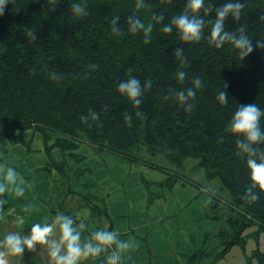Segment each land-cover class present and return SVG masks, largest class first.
<instances>
[{
  "label": "trees",
  "instance_id": "trees-1",
  "mask_svg": "<svg viewBox=\"0 0 264 264\" xmlns=\"http://www.w3.org/2000/svg\"><path fill=\"white\" fill-rule=\"evenodd\" d=\"M136 2L88 0L87 15L75 17L72 0H8L0 13V133L18 142L24 140L26 130L33 129L46 139L55 135L53 146L69 154L75 155L84 142L162 169L142 152L162 155L179 167L188 158L195 159V166L203 168L208 178H216L225 192L214 193L209 202L212 219L226 222L218 230L221 249L219 245L208 254L215 261L234 245L244 248L249 227H256L251 232L256 237L264 232V192L254 202L242 199L247 169L235 152L237 137L224 131L238 104L256 102L264 107V48H254L240 58L230 42L215 48L205 39L184 42L175 30L159 31L162 23L183 10L185 0H142V8L133 14L146 21L154 12L165 16L164 21H152V39L144 42L141 33L127 32L126 17ZM199 14L211 17L215 11L201 9ZM115 15L124 28L121 34L110 30L109 21ZM241 23L253 42L264 39V0H247L240 20L229 17L226 28ZM28 28L37 32L35 41L24 35ZM177 46L184 47L188 60L183 84L174 75ZM53 71L63 73V78L50 79ZM129 75L141 82L153 81L139 106L131 105L116 89ZM194 75L204 79L205 87L197 91L191 111L178 106L171 96L164 99L170 88L189 86ZM224 86L229 101L222 105L216 94ZM137 107L142 117L135 114ZM89 109L99 114L98 120L91 119ZM125 113L132 114L131 123ZM82 115L89 119L83 121ZM261 122L264 126V117ZM179 176L183 174L170 171L164 184L171 185ZM78 198L92 215L101 212L94 203L96 195L87 192ZM78 215H73L76 223L85 219ZM200 255L201 250H196L189 264H196ZM253 258L264 264V253L252 252L247 264Z\"/></svg>",
  "mask_w": 264,
  "mask_h": 264
},
{
  "label": "clouds",
  "instance_id": "clouds-1",
  "mask_svg": "<svg viewBox=\"0 0 264 264\" xmlns=\"http://www.w3.org/2000/svg\"><path fill=\"white\" fill-rule=\"evenodd\" d=\"M8 0H0V13ZM88 0H72L70 10L73 16L87 15ZM247 0H223V3L214 4L213 0H185L182 11L171 16L166 23H162L159 31L171 33L175 30L180 41L194 42L205 39L208 44L215 48L222 47L225 42H230L240 58L250 54L254 48H264V39H256L253 42L246 31L244 24H238L234 29L226 28V20H240ZM142 8V0L134 4L133 12L126 17L127 32L132 34L141 33L144 42L152 39L154 24L152 21H164L163 12L152 13L147 21L140 15L133 14ZM205 13L215 11V15L206 17L200 15V10ZM119 15L113 16L109 23L111 32L121 34L124 28L118 23ZM207 30V31H206ZM24 35L35 41L37 32L28 28ZM174 57L178 63L175 69L176 81L184 83L188 73L185 68L188 64L183 46H177ZM95 67V65H92ZM49 78L59 80L63 73L50 72ZM152 79L146 78L143 82L136 75H129L126 79L116 84L119 94L125 97L131 105L139 106L145 92L152 87ZM205 87L204 79L199 75L191 78V84L187 87L170 88L164 95L167 100L171 96L178 106L185 111H191L195 105L197 91ZM218 102L227 104L228 93L224 86L216 94ZM91 119L98 120L99 114L89 109ZM137 116L143 115L140 108H136ZM261 117H264V107L256 102L238 104L227 121L224 131L235 134L236 155L241 157L247 169L248 181L242 199L248 202L257 201L261 192H264V126ZM83 121L88 116H81ZM125 119L130 123L132 114L125 113ZM26 181L17 168L7 161H0V211L5 205L6 193H14L17 197H23L26 190ZM215 192V187L208 189ZM35 204L26 203L23 206L25 213H30ZM75 217L65 212H55L52 216H44L32 223L25 222V216L17 214L15 222L17 227L12 230L0 232V264H10L14 258H21L25 250H39L44 254L46 264H82L85 260L95 261L99 257V264H125L131 250L139 247L135 237L121 238L119 229L98 227L91 231L89 236H83V230L88 227L84 220L74 222ZM25 225H29L28 231H23Z\"/></svg>",
  "mask_w": 264,
  "mask_h": 264
},
{
  "label": "crops",
  "instance_id": "crops-1",
  "mask_svg": "<svg viewBox=\"0 0 264 264\" xmlns=\"http://www.w3.org/2000/svg\"><path fill=\"white\" fill-rule=\"evenodd\" d=\"M22 137L24 140L31 141L33 149L36 152H39L41 156L39 161L40 165L33 168V170L37 171H34L35 176L32 185L34 186L33 191H37V193L34 195L31 190L30 192L27 191L23 197L25 200H23L20 207H18L20 212H22L21 214L25 216L27 223L35 222L44 216H52V213L49 210L51 207L46 209L43 204L47 203L49 206L55 205L57 207L58 199L56 196L58 194L59 197V192L65 191L62 196L63 199L61 204L64 201L71 199V202L69 203L71 208L75 209L76 207H81L79 212L81 213V217L89 218L87 224L92 228L84 229L82 233L83 236H89L91 231L98 227H109L119 229L121 238H127L129 236L136 238L139 243V247L131 250L125 264H189V260L198 249L201 250V255L197 258L196 264H216L219 260L214 261L213 258L208 255L211 249L216 248L215 245H212V241H214L213 236L218 234V231L214 230L216 226L207 228L203 227V225L201 227V224H196V220H199L200 216H204L205 212H207V205L209 206L213 193L199 195V185H197L196 181L188 179L185 175L179 176L178 179L171 185H165V187L169 189L167 191V195V192L165 195L163 194V198H165L164 200H160L162 198L160 197L158 200L159 202L154 199L148 204L143 202L137 204L136 202L135 205L132 201V197L129 196L128 191L124 188L126 180H123V177L125 175H118L117 173V169H124L126 171L129 170L132 167V164L130 162H123L124 159L128 158L121 155L117 156L112 153L111 155L113 156L108 157H111V159L117 163L111 167V172L109 171L108 174H106L107 177L105 180L110 181L116 187L112 190L105 189L107 192L102 189V193L97 194L95 199L101 207V212L92 215L84 201L78 198L80 197V194H84L85 190H80L82 188L80 186L77 189H71L72 187L75 188V184L78 183L76 181L73 185L64 186L65 184L62 181L63 174L52 166L51 161L58 160V154H60V152L56 150L60 148L53 146L55 135L52 134L49 139H46L40 132L36 136L35 134H30L25 131ZM34 138L37 140L36 143H34ZM80 145L84 147L89 156L96 157V155L99 156L100 154L107 155L105 153L106 150H98L88 143L82 142ZM64 153H66L68 157L74 155L69 154L68 152ZM102 161L105 164V160L102 159ZM136 162H140L141 165L148 164L143 161ZM101 164L96 165L95 167L100 169ZM154 164L163 167L161 164ZM193 165H195V163ZM155 167L158 168V166ZM99 171L102 172V170ZM53 172H55L57 176H52L51 174ZM49 174L50 177L48 176ZM167 177L168 175L166 177L164 176L157 182L164 183ZM122 181L124 184H122ZM187 185H190L193 188L183 191V188L187 187ZM60 187L62 190H59ZM139 187L142 189L144 194V189L141 186ZM179 189L183 191L182 196L185 200L183 204H180V202L173 197L174 194L177 195ZM45 190L47 191L44 192ZM54 192H56L55 199H53ZM4 195L5 197L10 196V194ZM38 196H40L41 199L38 198ZM195 201H198L200 205H194ZM26 203L35 204V208H33L30 213H25L23 211V206ZM75 215H78V213H75ZM206 217L212 218L209 212L206 214ZM26 226L30 227L29 225ZM26 226L23 228V231L25 232L29 229ZM251 232H248V230L246 231V233L250 234L248 238H250ZM261 237L262 234H259L258 239L257 237L254 238L256 241L253 242V246L259 245V249L257 250L264 253V247L257 243ZM220 243L221 240L218 244ZM260 243L264 245L263 242ZM232 247L241 246L234 245ZM232 247L230 248V251L233 249ZM241 248L243 251L245 250V248ZM251 251L253 252V250ZM227 253L222 258H224ZM38 255L40 257H36ZM25 256L22 255L24 260L27 263L29 262L28 264H46L44 254L42 252L39 254L32 252L31 256L28 257L25 253ZM30 257H32L31 260H28ZM102 258L103 257L101 256L95 261L85 260L82 264H99V260ZM14 262H16V264H24L21 259L19 260L18 258L10 262V264H15ZM257 263L260 264L256 258L251 260V264Z\"/></svg>",
  "mask_w": 264,
  "mask_h": 264
},
{
  "label": "rangeland",
  "instance_id": "rangeland-1",
  "mask_svg": "<svg viewBox=\"0 0 264 264\" xmlns=\"http://www.w3.org/2000/svg\"><path fill=\"white\" fill-rule=\"evenodd\" d=\"M26 132L30 134H35L36 136L39 134L38 131H34L33 129H28ZM32 140V139H30ZM37 140L34 138V143H36ZM57 148V147H56ZM60 154H58V160H52V166L57 170L60 171V173H63V183L65 184L64 186L67 185H73L75 184V181L78 182L75 184V188L72 187L71 189H77L79 186L82 187L80 190H85L84 193L89 192L92 195L101 194L102 189L105 191V189L112 190L114 187H116L113 183H111L106 179V174L110 171L111 167L113 165H116L117 162L113 161L111 157L108 156H113L111 155L112 153L110 152H105L107 155L100 154L99 156H89L87 151L82 147V145H79L78 148L74 150L75 155H72L70 157L67 156L66 153L61 151L60 149H56ZM117 156H120L118 154H114ZM142 156L146 157V159H149L151 163H158L163 166V168H157L155 166H152L151 164H142L140 162H136L135 160H128L124 159L123 162H130L132 164V167L129 170H124V169H117L118 175H125L123 177V180H126V184L124 188L128 191L129 196L132 197V201L137 204L140 202L143 203H151L152 200L156 199L157 202H159V198L162 197L160 200H164L165 198L164 195L168 191L169 188L165 187L164 183H159L157 182L158 180H161L164 176L166 177L169 175L170 171L171 173H181L188 177V179L196 181L197 185H199L198 189L200 190L199 195H207L209 193H215V194H220L224 195V191L221 189V185L219 181L216 178H208L205 174V171L201 167H196L193 165L195 163V159L193 158H188L182 167H179L177 165H173L170 163L164 156L162 155H149L145 154V152H142ZM114 158V157H112ZM40 153L36 152L33 149V145L31 144V141L29 140H23V141H18V142H12L10 141L4 134L0 133V161H7L9 164L12 166L16 167L18 172L21 175H24L25 181H26V190L24 193V196L27 191L36 195L37 191H33L34 186L32 185L33 179L35 176V172L37 170H33L36 166L40 165ZM102 159L105 160V164L102 161ZM97 160V163H96ZM102 163V164H101ZM101 164V168L98 169L95 167L96 165ZM63 167V169H62ZM61 170H60V169ZM119 168V167H118ZM167 169V170H166ZM99 170H102L99 171ZM111 172V171H110ZM125 173V174H124ZM44 175V174H42ZM52 176H57L55 172L51 174ZM59 175V174H58ZM50 177V174L48 175ZM122 184L124 182L122 181ZM141 186L144 189V194L142 189L139 187ZM30 189H29V187ZM209 186L215 187L216 191L211 192L210 190H206L209 188ZM63 187V186H62ZM193 188L190 185H187V187L183 188V191L188 190ZM59 190H62L60 187ZM45 190L44 192H46ZM181 189L178 190L177 195L174 194L173 197L174 199L178 200L180 204H183L185 202L184 197L182 196ZM107 192V191H105ZM55 193H53V199L57 197V207L55 205L49 206L47 203L46 206L45 204L44 207L51 211L52 215L55 212H65L67 214H73L79 213L80 208L76 207L75 209H72L69 203L71 202V199H68L64 201L62 204V196L64 192H59L60 196L55 197ZM10 194V196L5 197V205L3 206V210L0 211V232L8 231L15 229L17 227L15 218L17 214H21L19 208L23 200L25 198L23 197H17L15 196L14 193H6V195ZM49 194V192H48ZM164 194V195H163ZM168 192L166 193V195ZM32 196V194L30 193ZM116 196V195H115ZM210 196V195H209ZM212 197V196H211ZM38 198L41 199L40 196ZM20 199V200H19ZM96 204V200L94 201ZM56 204V203H55ZM200 205L198 201L194 202V205ZM206 210V209H205ZM211 214V210L209 209V206L207 205V212H205L204 216H200L199 220H196V224L199 225L201 224V227H207V228H214V230H221V228L226 227V222L224 219H221L219 221H216L212 218H207L206 214L207 213ZM132 213V212H131ZM81 214V213H80ZM22 215V214H21ZM133 215V214H131ZM51 216V215H50ZM209 216V215H208ZM86 220V218L84 219ZM89 219H87L88 221ZM86 221V222H87ZM26 222V220H25ZM27 223V222H26ZM26 226V225H25ZM27 227V226H26ZM29 228V227H27ZM92 228V227H89ZM255 226L249 227L247 230L248 232H251L252 230H255ZM246 230V231H247ZM260 235L262 234L261 239L257 241L258 244L264 247L260 242L264 243V232H260ZM258 234V235H259ZM257 235V239H258ZM255 235L251 234L250 238L249 235L246 239V245H244L245 250L241 247H232L233 249L228 253L224 258H220L216 264H247L246 263V257L251 255L252 251H256L259 249V245L253 246V242L256 241L254 239ZM219 238L222 240L221 237H219L218 234L213 236L214 241H212V245H215V247L219 246ZM221 245L219 246V249H221ZM255 247V248H254ZM264 249V248H263ZM35 252L39 254L40 252L37 250H26L23 255L25 256V253L28 256H31V253ZM26 257V256H25ZM36 257H40L39 255ZM32 257L28 258V260H31ZM17 258L12 259L10 262L13 260H16ZM19 259V258H18ZM21 261L24 264H28L24 258L21 256ZM16 264V262H14ZM258 264V263H257Z\"/></svg>",
  "mask_w": 264,
  "mask_h": 264
}]
</instances>
